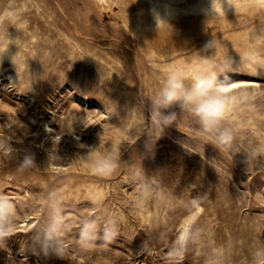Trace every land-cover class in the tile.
<instances>
[{
  "label": "rangeland",
  "instance_id": "374dc122",
  "mask_svg": "<svg viewBox=\"0 0 264 264\" xmlns=\"http://www.w3.org/2000/svg\"><path fill=\"white\" fill-rule=\"evenodd\" d=\"M124 4L0 0V80L14 74L0 81V107L9 106L0 108V197L14 208L0 264H264V70L248 71L231 42L245 28L148 47L125 30ZM204 61L217 81L254 77L262 89L229 104L216 131L179 105L166 110L168 126L154 124L160 69L192 74ZM69 112L81 115L72 130L61 127ZM98 154L115 157L110 173L93 169ZM57 208L58 251L42 249ZM87 220L97 231L85 246ZM184 231L183 257H173Z\"/></svg>",
  "mask_w": 264,
  "mask_h": 264
},
{
  "label": "bare ground",
  "instance_id": "6f19581e",
  "mask_svg": "<svg viewBox=\"0 0 264 264\" xmlns=\"http://www.w3.org/2000/svg\"><path fill=\"white\" fill-rule=\"evenodd\" d=\"M116 1L125 2L122 17V24L125 30L139 37L143 41L142 43L148 47L159 43L164 44L173 35H178L179 37L181 34L188 36L195 32L204 33L211 26L213 28L216 27V29L227 30L243 26L245 31L232 33L231 42L240 47L239 52L243 65L248 71L260 73L264 70V52H260L263 49L262 43H264V26L262 25L264 0H221L219 6L214 5L217 8L216 11L212 8L211 0ZM250 22H254V24L247 28ZM3 75L4 78L1 80L2 82L4 81V85L13 84V73L5 72ZM257 84L258 80L254 77L233 78L227 82L217 81V87L227 95L225 98L232 105L235 100L236 102L239 101L240 96L243 97L254 90L256 91V89H262ZM7 103L1 101V107H9ZM235 107L237 106L235 105ZM80 116L69 112L66 121H62L61 127L72 130ZM46 125L48 129L51 128L49 123ZM52 137L57 140L60 136L55 133Z\"/></svg>",
  "mask_w": 264,
  "mask_h": 264
},
{
  "label": "clouds",
  "instance_id": "9594fccd",
  "mask_svg": "<svg viewBox=\"0 0 264 264\" xmlns=\"http://www.w3.org/2000/svg\"><path fill=\"white\" fill-rule=\"evenodd\" d=\"M212 8L219 6L221 0H211ZM214 66H208L204 61L202 66L195 69L192 74L189 70L177 68H162L164 72L163 83L155 95L151 98L150 118L158 126L166 127L174 117V112L166 110L174 105H179L181 110H185L196 117L202 128L207 132L218 130V125L228 109L229 101L224 93L217 87V74L213 70ZM234 102V101H233ZM229 134L225 131L220 134L222 141L228 138ZM31 158H25L22 166H29ZM93 169L98 174H108L116 166L115 157L112 155L98 154L93 160ZM14 215L13 205L5 197H0V238L13 234L12 217ZM63 225L61 211L54 209L47 226L40 234L37 242L42 249L48 246L54 251H58L59 237ZM97 226L92 220L83 223L80 239L83 245L87 246L96 239ZM114 233L105 232L104 240L110 241ZM188 241V232L184 231L176 241V247L171 255L176 258L183 257L184 250Z\"/></svg>",
  "mask_w": 264,
  "mask_h": 264
},
{
  "label": "snow or ice",
  "instance_id": "6c2138e0",
  "mask_svg": "<svg viewBox=\"0 0 264 264\" xmlns=\"http://www.w3.org/2000/svg\"><path fill=\"white\" fill-rule=\"evenodd\" d=\"M233 87H235V86H233Z\"/></svg>",
  "mask_w": 264,
  "mask_h": 264
}]
</instances>
